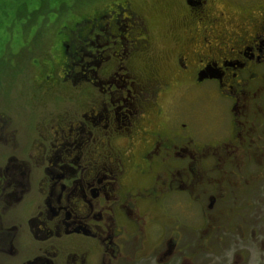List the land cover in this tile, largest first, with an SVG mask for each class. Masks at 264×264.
<instances>
[{
  "label": "flooded vegetation",
  "instance_id": "obj_1",
  "mask_svg": "<svg viewBox=\"0 0 264 264\" xmlns=\"http://www.w3.org/2000/svg\"><path fill=\"white\" fill-rule=\"evenodd\" d=\"M150 1L57 10L0 70V264L252 262L264 0Z\"/></svg>",
  "mask_w": 264,
  "mask_h": 264
},
{
  "label": "trees",
  "instance_id": "obj_2",
  "mask_svg": "<svg viewBox=\"0 0 264 264\" xmlns=\"http://www.w3.org/2000/svg\"><path fill=\"white\" fill-rule=\"evenodd\" d=\"M87 2L88 0H78L76 4L70 3V5L69 3L51 2V6L47 9L46 15L39 21L32 18L35 16L34 13H32L33 15L28 21H23L20 18H13L15 12H10L11 18H9V26L5 27L8 36H2L0 38V67L9 66L11 61L23 63L27 59L29 61V58L34 59L36 56H41L43 53L47 52L50 49L49 46L51 45V41L49 43L48 35L50 31L48 27L46 29L45 24H48L50 21H56V19H49L47 15H54L57 10L61 9L65 16L70 11H74L76 14L80 12L82 5ZM43 5H45V3H43ZM38 13H41V11H38L37 14ZM11 49H15L17 53L11 55L9 53ZM27 51H30L32 54L30 56L24 55ZM0 70H4V68Z\"/></svg>",
  "mask_w": 264,
  "mask_h": 264
},
{
  "label": "rangeland",
  "instance_id": "obj_3",
  "mask_svg": "<svg viewBox=\"0 0 264 264\" xmlns=\"http://www.w3.org/2000/svg\"><path fill=\"white\" fill-rule=\"evenodd\" d=\"M77 1L78 0H0V32L4 37L8 36L5 27L9 26V18H11L10 12H15L13 18H20L23 21H28L30 17H32V13H34L35 16L32 18L39 21L46 15V11L51 6V2L69 3L70 5V3L76 4ZM147 1L151 4L150 0ZM43 2L45 5H43ZM38 11H41V13L37 14ZM21 81H23L24 87L27 83V78H19L18 82ZM253 231L256 233L257 238L254 241V250L251 253L252 262L250 264H264V228L262 226H255ZM237 236H239V234Z\"/></svg>",
  "mask_w": 264,
  "mask_h": 264
}]
</instances>
